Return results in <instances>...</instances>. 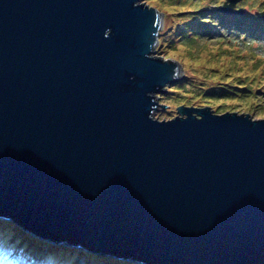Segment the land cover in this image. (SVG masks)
Instances as JSON below:
<instances>
[{
	"label": "water",
	"instance_id": "water-1",
	"mask_svg": "<svg viewBox=\"0 0 264 264\" xmlns=\"http://www.w3.org/2000/svg\"><path fill=\"white\" fill-rule=\"evenodd\" d=\"M162 26L143 0H0V218L120 264H264V117L154 116L181 73Z\"/></svg>",
	"mask_w": 264,
	"mask_h": 264
},
{
	"label": "rangeland",
	"instance_id": "rangeland-1",
	"mask_svg": "<svg viewBox=\"0 0 264 264\" xmlns=\"http://www.w3.org/2000/svg\"><path fill=\"white\" fill-rule=\"evenodd\" d=\"M149 6L155 7L163 14V26L158 36V42L153 55L164 59L176 60L181 68L180 77L173 83L164 86V91L158 93L159 107L154 116L175 117L177 107L209 106L215 112H248L250 118L264 117V47L260 44H249L241 37L231 41L229 35L221 33L210 34L190 40L185 44L178 31L191 22L194 26L198 18L188 17L186 11L193 5H222L226 0H143ZM203 1V2H201ZM206 2V3H205ZM242 6L250 15L264 8V0H238L235 6ZM245 22L247 20L245 19ZM215 24V23H214ZM250 27L253 24L249 25ZM217 29V26L215 27ZM229 34L235 33L230 30ZM243 33V31H241ZM219 89L213 92L212 90ZM229 89L227 94L222 90ZM211 90V91H210ZM164 106V107H162ZM0 250L8 254L22 249L32 248L44 256L48 242L32 238L17 223L10 219H0ZM33 244L34 246H29ZM43 246L45 250H42ZM64 249L61 254L51 253L47 256L49 264H89L91 256L82 247ZM81 249V250H80ZM23 255L26 259L33 256ZM25 257H21L24 258ZM0 256V261L4 259ZM17 262L22 264L18 258Z\"/></svg>",
	"mask_w": 264,
	"mask_h": 264
},
{
	"label": "trees",
	"instance_id": "trees-1",
	"mask_svg": "<svg viewBox=\"0 0 264 264\" xmlns=\"http://www.w3.org/2000/svg\"><path fill=\"white\" fill-rule=\"evenodd\" d=\"M203 2V1H201ZM206 3V2H205ZM219 4L210 6V5H193L190 8H188L186 11L189 13L188 17L192 19V17L198 18L196 25L194 26L191 22L187 23L185 26H183L179 31L178 35L182 36V39L185 40V44L188 42H191L190 40L197 39L199 36L204 35L203 39L210 34L215 33H221L224 35H229V39L231 41L236 40L238 38L241 39V37H244V39H247V43L249 44H260L261 48L264 47V17L258 16L256 13L264 11L263 9H260L259 11H256L253 15L247 14L242 6H235L237 10H240L241 13H234V14H228L220 11ZM245 19L247 22H245ZM215 23V24H214ZM253 24V26H249ZM217 26V29L215 28ZM230 30L234 31L235 33L229 34ZM243 31V33H241ZM211 91V90H210ZM216 93V91H219V89L212 90ZM229 89L222 90V93L227 94ZM0 227H2V224L0 222ZM29 246H34L33 244H30ZM41 247L42 250H45L43 246L38 245ZM48 248L45 250L44 256L47 258L48 255L51 253L54 254H61L64 249H60L57 246H49L45 247ZM24 254H27L28 256H33L30 260L26 259ZM87 253V252H85ZM63 254V253H62ZM91 254V253H90ZM0 256H4L5 258L2 259L0 263L4 264H18L17 260L20 258L22 260V264H49L48 260L44 258V256H41V254L36 252H32V248L30 249H22L21 247L18 249L17 252H13V254H8L6 251L0 250ZM21 257H25L21 258ZM87 262H90L89 264H120L115 259H109L104 260V256L97 255V254H91L89 256ZM106 261V262H105ZM63 261L58 260L56 264H62Z\"/></svg>",
	"mask_w": 264,
	"mask_h": 264
},
{
	"label": "clouds",
	"instance_id": "clouds-1",
	"mask_svg": "<svg viewBox=\"0 0 264 264\" xmlns=\"http://www.w3.org/2000/svg\"><path fill=\"white\" fill-rule=\"evenodd\" d=\"M258 13V12H257ZM228 14H234V13H228ZM11 220V219H10ZM13 221V220H12ZM16 223V222H15ZM19 225V224H18ZM20 226V225H19ZM22 229H24L25 231H27L30 235H31V237L32 238H35V239H39V240H41V241H43V242H48L49 244H47L48 245V247L49 246H57V247H60V246H62V247H70V248H77V249H79V247L80 246H73V245H70V244H66V243H61V242H56V241H51V240H46V239H41V238H38V235L37 234H35V233H33V232H31V231H29V230H27V229H25V228H23L22 226H20ZM81 250V249H80ZM82 250H84L85 252H87V253H91V254H93L89 249H87V248H85V247H82ZM18 263V262H17ZM19 264V263H18Z\"/></svg>",
	"mask_w": 264,
	"mask_h": 264
}]
</instances>
